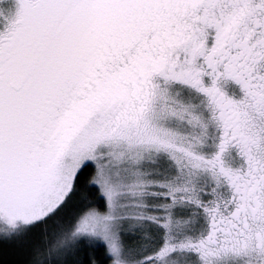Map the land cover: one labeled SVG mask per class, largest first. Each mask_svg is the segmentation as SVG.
Instances as JSON below:
<instances>
[{
	"label": "snow or ice",
	"instance_id": "1",
	"mask_svg": "<svg viewBox=\"0 0 264 264\" xmlns=\"http://www.w3.org/2000/svg\"><path fill=\"white\" fill-rule=\"evenodd\" d=\"M0 264H264V0H0Z\"/></svg>",
	"mask_w": 264,
	"mask_h": 264
}]
</instances>
